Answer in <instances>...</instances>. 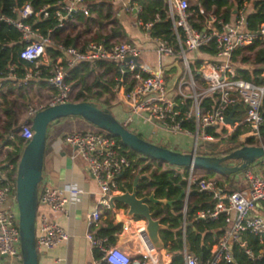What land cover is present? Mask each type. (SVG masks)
Here are the masks:
<instances>
[{"label": "built area", "instance_id": "1", "mask_svg": "<svg viewBox=\"0 0 264 264\" xmlns=\"http://www.w3.org/2000/svg\"><path fill=\"white\" fill-rule=\"evenodd\" d=\"M122 1L126 10L133 8V0ZM167 6L176 48L162 38L150 37L157 53L178 59L183 64V74L174 84L173 91L165 88L161 69H151L141 63L142 48L134 42H105L102 39L88 41L82 46L58 42L55 44L58 56L50 58L47 49L53 43L55 33L74 22L78 15H89L85 0H57L54 4L44 5L39 9L26 2L15 9L16 17L0 15V21L20 33L23 47L19 51V57L30 63L24 76L25 84L44 73L53 88L46 102L27 107V119L18 129L20 137L25 142L32 137L31 119L36 112L47 106L72 100L73 82L69 79L71 69L81 63L96 64L104 61L113 63L118 72L114 76L116 83L113 89L121 93L124 110V121L121 123L125 126L134 119H140L172 134L190 135L194 139L195 154H198V139L217 141L232 135L237 129L241 131L238 137L242 145H255L250 144L251 142L258 143L256 145L264 144V66L250 70L242 65L247 64L242 59L244 51L256 44H264V23L254 30L249 29L247 14L242 7L232 22L215 19V27L200 29L191 23L187 0H167ZM134 8L140 11V7ZM50 16L54 19V25L44 34L36 26V22ZM138 23L149 34L152 22L143 23L139 20ZM195 52L210 55L209 59L198 64L195 72L197 76L191 70L188 60L189 55ZM235 65H240L241 68ZM199 84L202 88L197 92ZM207 97H212L214 102L210 108L202 110L201 102ZM187 100L189 105L181 112L177 105L185 104ZM239 103L245 107L243 118L235 119L233 123L227 122L230 111ZM185 121L190 123L189 127L183 125ZM212 126L218 129L220 135L215 136L206 131ZM63 140L86 160L87 168L100 192L99 207L88 217L89 230L86 234L91 246L100 252L93 264H172L171 260H160L158 248L151 242L145 226L137 229L139 245L135 258L122 249L109 245L107 236L97 232L101 220L100 206L110 207V199L117 192L119 181L130 165L118 141L101 129L72 131L65 134ZM197 170L192 166L188 168L186 195L190 186L194 185L199 191L211 194L214 200L212 207L198 211L197 218L214 220L222 214L225 226L213 238L206 259L200 262L196 256L185 252L183 264L230 263L233 261L234 243L243 247L248 258L259 259L261 253L255 255L246 242L241 240V236L244 232H250L264 237V216L254 214L257 204L264 202V156L244 169L246 188L229 194L222 193L217 177L197 176ZM64 192L71 196L79 194L81 190L71 184L63 188L40 187L38 202L53 210H63L68 200ZM185 210L186 200L183 213ZM18 218L15 184L5 172L0 171V264L5 261L7 264H22ZM184 226L183 222V229ZM123 229L127 230L128 225H124ZM66 239L67 233L61 226L48 221L44 215L41 216L40 226L35 230L36 248H49Z\"/></svg>", "mask_w": 264, "mask_h": 264}, {"label": "crops", "instance_id": "2", "mask_svg": "<svg viewBox=\"0 0 264 264\" xmlns=\"http://www.w3.org/2000/svg\"><path fill=\"white\" fill-rule=\"evenodd\" d=\"M97 1H101V0H97ZM191 1L192 4H197L199 9V12L190 11L191 18L193 21L197 23L202 22L201 23L202 27L200 29L204 27H213L214 26L213 21L215 19L219 21L220 20L223 21V19L219 18L218 16H221L222 11L225 10V6H222L221 11L218 15H216L213 5L211 9L205 14L202 5V0H190V2ZM227 1L228 4L231 5L230 17H229V21L227 22H232L242 7L244 8V11L247 15L253 12L255 9L254 4L256 0H244L239 5L235 4L233 0H227ZM133 2H132L133 8H131L130 10H126L124 8V1L109 0L108 5H110L111 7L110 19L115 20L114 22L116 23V25L121 26L123 35L116 34L113 37L108 38L107 42L120 40V41L134 42L140 45V47L142 48V53L140 56L141 63L144 66H147L148 68L151 69H161L162 72L164 73V78L166 77L167 81H169L170 83L168 90L173 91L174 84L183 74L182 72L180 73V75L174 76L173 73L170 72L171 68H173L174 66L175 61H177L178 59L160 55L159 53L156 52L152 38L150 37L149 34H147L148 32L144 31L143 28L138 23L139 11H136L134 7L136 6L140 7V6H138L135 2L134 3ZM199 13L204 15L203 21L201 20L199 21L198 19ZM83 27L84 26H82L80 20L76 18L74 22L70 23L66 28L55 34L59 35V38H61V40H64L63 38L65 36L69 37V39H72L71 43L70 41H65L68 42L69 44L82 46L88 41L93 40V38H95L97 34V27H90L88 29H85ZM110 27L111 25L105 27V30L102 32V34L105 35L107 33H110ZM127 27H129V33L127 32ZM63 34L66 35L62 37ZM102 39L104 40V38ZM58 42H62V41L53 39V43L49 46V48L53 49V51L55 52L54 55L55 58L58 56V51L55 49V44ZM189 57L193 59L191 62L189 61L191 68V65L194 62L198 61L200 63L202 60H207L210 58V55L195 52L190 54ZM91 66L95 68L97 74L100 75L103 73V67L96 66L95 64H92ZM182 68L184 71L183 64H182ZM26 70L27 68L25 67L20 72L21 75H19L18 74L19 71H17V66L11 65L9 66L6 73H4L3 76H0V82H1L0 101L2 99L1 98L2 96L6 99V101H12L14 103L15 110L17 112L16 118L19 124H21L24 120L27 119V107L29 105H36L46 102L53 92V88L48 83L44 75L33 77L25 84L24 76ZM116 70L117 69L113 66V68H111V71L108 72L106 75H104V78H106V80H112L114 77V72ZM194 75L196 76V73H194ZM71 81L74 84L76 79H73ZM112 96L113 98L109 99L108 103L105 102L106 96L104 95L92 101L97 102L99 106L109 107L112 113L114 108L115 109L118 108L121 111L123 117V118L120 117L121 118L120 122H123L124 110L121 100V93L120 92L117 93L116 91H113ZM73 97L71 101H73ZM244 112H245L244 105L241 103L237 104L236 108L233 109L231 114V118L233 119V122L235 119L243 118ZM4 120H5L4 113L0 111V132ZM56 121L59 122H56L55 124L54 122H52L48 128L47 141L44 150V159L42 166V181L39 185V189L40 187H44V186H48L51 188H63L65 185L71 184L77 186L81 190V192L77 195H71V196L69 195L68 192H64V195L67 196L68 200L65 203L63 210H53L48 205L38 202L35 230L39 228L41 216L44 215L48 221L56 222L67 233V239L65 241L49 248H37L38 264H93L94 260L99 258L100 252L96 248H93L91 246V243L87 239L86 234L87 231L89 230L88 217L96 207H99L100 192L96 181L94 180V178L92 177L91 173L87 168L86 160L80 154H78L77 151L72 146L65 143L63 137L65 134L71 131H82L85 129L99 130V128L92 125L90 122L84 120L80 116L74 119L69 118V116L63 117ZM151 126H152L151 129L152 135L150 136L151 139H147V138L145 139L157 144H158L157 136L153 134L154 129H157L158 132L166 133L177 138L192 137L186 134H172L153 125ZM18 135H19V130H18ZM237 138L239 140V137ZM3 141L4 139L0 137V171L5 172L9 177V180L14 182L15 184V180L13 181L12 178L16 177V171L15 174L11 173V176L8 175L9 171L11 172L14 171L13 170L14 166L12 164H8V161L5 159V150L7 149V147H3L1 145L2 144L1 142ZM168 148L174 149L171 147ZM174 150L181 151L178 149H174ZM138 159L141 163H139L136 170H132L130 173L128 174L124 173L122 175V178L119 181L118 190L114 195L122 193L125 189H131L133 182L135 181V178L137 176H138L137 184L139 185L140 181L144 177L148 178L149 173L153 169H155V166L152 165L150 169H146V171H143L142 173L138 172L143 166L146 167V165H148L149 163L152 164L151 162L148 161V159L145 158H138ZM160 165H161V169L166 168L164 163H160ZM175 167L176 166H172V168L177 173L182 174L181 177L185 181V184L183 186H181L180 184H178V186L180 188V191L184 190L183 202L185 204V200H186V204H187V202H189L190 200L189 192L192 187L191 185L190 190L186 195V191L188 188V182L186 180V176H188V168L186 169L185 167H177V168ZM184 171L187 172L186 176L183 175ZM197 171H201L202 172V174L200 173L201 175H204L205 173V170L202 169H198ZM232 180L237 181L238 177L235 178L231 177V181ZM150 191L153 190L149 188L147 192ZM114 204H115L114 206L110 204L109 208L100 206L101 220L97 232L100 229L104 228L109 233L102 235L107 236L109 245L116 246L122 249L123 251L127 252L128 254H130L133 258H135L137 257V248L139 245L137 229L142 226L146 227V221L140 216L129 215L127 213V208H125L122 204L118 202H115ZM254 214H259L264 216V202H260L257 204L254 210ZM124 225H128L127 230L123 229ZM185 252L187 251L186 250L183 251V257ZM158 253L160 260L162 262H168L169 260L172 261V253L169 252L166 248L164 247L158 248Z\"/></svg>", "mask_w": 264, "mask_h": 264}, {"label": "trees", "instance_id": "3", "mask_svg": "<svg viewBox=\"0 0 264 264\" xmlns=\"http://www.w3.org/2000/svg\"><path fill=\"white\" fill-rule=\"evenodd\" d=\"M56 1L57 0H0V15L16 17L15 9L26 2H29L35 9H39L44 5H52ZM85 1L89 7V15H78L76 18L80 20L82 26H84L85 29L97 27V34L96 37L93 38V41H100L102 38H104L105 42H107L108 38H111L116 34L123 35L121 26L116 25L114 22L115 20L110 19L111 7L108 5L109 0ZM133 1L141 8L138 13V19L143 23L148 21L152 22V26L149 28L150 36L162 38L171 43L176 48V39L173 33L172 21L168 17V6L166 0ZM187 1L189 3V11L199 12L197 4L190 3V0ZM243 1L244 0H233V2L237 5L241 4ZM202 5L205 14L211 9L213 5L216 15L220 13L222 6H225V10H223L221 16L218 17L222 18L223 22L229 21L231 5L228 4L227 0H202ZM254 7V11L248 14L246 17L247 26L252 30L256 29L261 23H264V0H256ZM156 16H158V18H156ZM198 19L199 21H203L204 15L199 13ZM190 20L194 27H202V22L197 23L193 21L191 17ZM53 25L54 19L51 16L48 19L39 20L36 22V26L44 34H46L47 29L53 27ZM108 25H111L110 33L105 35L102 34V32L105 30V27ZM53 39L62 42H72V39H69L67 36L63 38L64 40H61L57 34L54 35ZM22 47L23 43L20 40V33L14 27L0 21V76L6 73L9 66L11 65L17 66L19 75H21L20 72L25 67L27 68L30 66V63L19 57V51ZM252 48L253 46H251L249 49ZM47 50L50 58L54 59L55 52L53 49L48 47ZM256 61H264V49L258 52ZM198 64L199 62L196 61L191 65L194 73L196 72ZM91 65L92 64L89 63H81L69 71V79H76L74 84L79 86L78 92L73 97V101H92L104 95L106 96L105 102L108 103V100L113 98L112 90L116 82L114 77L112 80H106L104 75L110 72L114 65L113 63L104 61L96 63V66L103 67V73L100 75L97 74L95 68ZM43 75L47 79L46 74L43 73L42 76ZM92 75V83H88V78ZM116 75H118V72L115 71L114 76ZM1 98L0 111L4 113L5 120L1 126L0 137L4 139V141L1 142L3 147H7L5 150V159L8 161V164H12L14 166V171H9L8 173V175L11 176V173L15 174L19 156L21 154L22 148L27 142H25L22 137L18 135L20 124L16 118L17 112L15 110L14 103L12 101H6V99L2 96ZM213 102L214 101L212 100V97L203 99L201 102V109L206 110L210 108ZM188 105L189 102L187 100L185 104H178L177 107L179 110H181V112H183L186 110ZM184 123L185 124L183 125L189 127L190 123H186V121ZM206 131L215 136L220 135V132H217V129L214 126L207 128ZM240 132V129H237L232 135L219 139L221 142L232 143L233 146L230 148L219 149L218 145L220 141L218 140L217 142H210L208 144L209 149L202 153L198 152V154L204 156H222L231 152L232 150L242 146V143L237 138ZM137 135L143 138L141 135ZM113 137L118 141L122 153L125 154L130 162L129 167L124 173L128 174L132 170H136L139 163H141L138 158L145 157H141L140 154L134 152L129 147L124 145L119 140V138L115 136ZM145 159H148V161L152 164L149 163L146 165V167L143 166L138 172L142 173L143 171H146V169H150L152 165L155 166V169L149 173L148 178L144 177L140 181L139 186L142 189L151 188L154 191L155 197L157 198L172 201L171 205H151V209L154 210V217L159 218L161 223L165 225V229L161 230L159 235L163 243V247L172 253L171 263L183 264L184 250H186L187 253L193 254L200 262H202L204 259H206V257H208L210 253L213 237L221 233L225 226L222 214L214 220L197 218V213L199 210L213 206L214 200H212L211 194L205 191H199L194 185H192L189 192L190 200L186 204L185 213H183V196L178 199L180 194V188L178 184L181 186L185 184V181L181 177L182 174L177 173L172 168V166L167 163H164L166 168L161 169V162L152 160L150 158ZM183 175L186 176L187 172L184 171ZM204 177H217V182L222 193L229 194L233 191H236L233 187V181H231L232 175H219L213 171H205ZM12 180L14 181L15 178H12ZM183 222H185L184 229L182 228ZM108 233L109 232L104 228L98 231V234L100 235ZM241 240L246 242L247 247L250 248L255 255L261 253V257L255 260L248 258L243 247H241L239 243H234L232 247L233 261L230 263L223 261L219 264H264V237L261 238L256 234L244 232L241 236Z\"/></svg>", "mask_w": 264, "mask_h": 264}, {"label": "water", "instance_id": "4", "mask_svg": "<svg viewBox=\"0 0 264 264\" xmlns=\"http://www.w3.org/2000/svg\"><path fill=\"white\" fill-rule=\"evenodd\" d=\"M233 109L234 107L226 118L227 122H233L231 118ZM68 116H80L97 128L119 138L134 152L171 166L187 168L192 166L220 175H231L244 170L264 156V144L242 145L222 156H204L195 154L193 150L190 152L175 151L141 138L121 123L108 107L99 106L94 101H69L47 106L32 117L33 134L22 148L16 166L15 195L19 213L18 229L22 264H38L35 222L48 128L53 121ZM232 160L237 162L235 164L227 163ZM137 180L138 176L131 189H125L122 193L113 195L110 204L114 206V203L118 202L127 208L129 215L143 218L146 221V232L151 242L156 248H162L163 243L159 233L165 229V225L154 217L151 203L171 204L172 201L155 197L154 191L147 192L148 189H142L137 184ZM183 194L184 190H181L178 199Z\"/></svg>", "mask_w": 264, "mask_h": 264}, {"label": "rangeland", "instance_id": "5", "mask_svg": "<svg viewBox=\"0 0 264 264\" xmlns=\"http://www.w3.org/2000/svg\"><path fill=\"white\" fill-rule=\"evenodd\" d=\"M192 3V1L190 2ZM84 28V27H83ZM127 32L129 33V27H127ZM67 34V32H66ZM66 34H63L62 37H64ZM92 36V35H90ZM115 42H122L120 40H116ZM264 49V44H256L254 45V47L252 49L246 50L243 52L242 55V59L243 61H246L247 64L242 63V65L247 66L246 68L252 70V68H259V67H263L264 66V61H256V56L258 54V52L260 50ZM246 58V59H245ZM193 59L189 57V61L191 62ZM237 68H241L240 65H235ZM244 66L242 68H244ZM171 73H173L174 76H178L180 75V73L183 72V68H182V63L180 62V60L175 61L173 68H171ZM92 79H93V75L90 76L88 78V83H92ZM165 80V88L168 89L170 83L169 81H167V78H164ZM202 88V85H198V88L196 89L197 92H200V89ZM79 86L74 84L73 85V96L76 95V93L78 92ZM114 91V89L112 90ZM191 92V90H190ZM190 94V93H189ZM117 119H119V121H121L122 117V113L118 108H114L113 109V113H112ZM78 116H69V118H76ZM123 118V117H122ZM54 124L56 122L59 121H53ZM126 127L133 131L136 134L141 135L143 138H147V139H151L150 136L152 135L151 129L152 126L142 120H138V119H134L133 121L129 122ZM88 130V129H85ZM72 132V131H71ZM151 132V133H150ZM154 135L157 136V142L160 145L166 146V147H171L174 149H178L181 150L182 152H190L191 150H193L194 147V139L193 137H185V138H177V137H173L169 134L166 133H162V132H158L157 129H154ZM159 138V139H158ZM218 141V140H217ZM217 141H213V142H217ZM220 141V140H219ZM240 141V140H239ZM241 142V141H240ZM262 142H264V139L262 137ZM210 142L208 141H203L201 139H198L197 141V145H196V153H202L205 152L209 149L208 144ZM250 143V142H249ZM250 144H258V143H254L251 142ZM231 146H233L232 143H226V142H221L218 145L219 149H227L230 148ZM141 157H144L143 155L140 154ZM237 161L232 160V161H227V163L229 164H235ZM187 168V167H185ZM243 172L244 170H241L237 173L231 174L232 177H238V180H232L235 181L233 182V187L236 190H243L244 188H246L247 183L244 181V177H243ZM202 172L201 171H197V176L201 175ZM216 173V172H215ZM217 174V173H216ZM220 175V174H219ZM243 177V178H242ZM8 262L5 261L3 264H7Z\"/></svg>", "mask_w": 264, "mask_h": 264}]
</instances>
